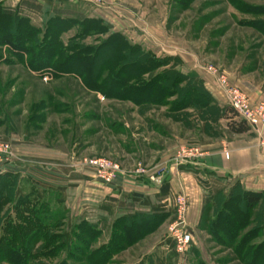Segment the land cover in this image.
<instances>
[{"label":"rangeland","instance_id":"obj_1","mask_svg":"<svg viewBox=\"0 0 264 264\" xmlns=\"http://www.w3.org/2000/svg\"><path fill=\"white\" fill-rule=\"evenodd\" d=\"M43 1L38 15L27 16L43 30L56 14L63 18L99 19L112 27H102L106 28L104 31L90 29L83 34L84 23L64 26L59 35L64 45L71 42L95 49L113 34H120L125 42L138 46L128 49L132 54L144 52L150 56L145 59L141 55L140 60L155 67L156 75L152 79L156 83L155 92L151 100L141 105L108 98L87 88L81 75L64 74L56 78L46 71H34L29 55L19 57L21 51L10 44L0 46V141L12 144L22 166L26 165V157L33 156L32 151L45 152L43 166L58 181H51L50 190L41 198L28 199L22 189H16L11 177L0 182V264L249 263L251 258L245 260L238 254L237 244L241 239L233 242L231 234L223 236L228 223L213 225L224 207L222 195L215 197L214 206L208 211L209 229L203 228L202 223L190 225L188 212V230L194 242L184 256L173 251L170 234L174 213L149 234L141 237L135 234V240L116 244L118 235L124 236V232L112 224L102 228L95 210L109 191L85 160L109 159L119 164L122 175L129 179L147 178L155 184L167 181L173 185L174 194L187 196L189 207L204 198L208 193L201 192L186 173L191 168L198 172V181L207 180L208 175L196 165L212 150L206 144L231 141L237 136L229 133V119L222 117V108L226 107L229 117L238 122L243 120L231 105V90L243 92L254 108L264 103V0H99L97 4ZM13 3L14 0H0V9L18 12ZM13 18L10 25L20 23L24 27L18 17ZM3 25L0 34L8 31ZM30 44L38 46L34 42ZM105 52L101 51L91 64L76 60L68 67L79 70L92 82ZM133 60L124 75L136 70L139 62ZM222 74L225 84L221 82ZM107 75L110 70L102 78ZM197 87L211 96L209 107L202 112L192 107L198 95L207 100L205 95L189 91ZM158 90L163 93L159 94ZM261 130L264 125L250 127L245 135L249 137ZM200 147L199 152L194 150L197 157L176 159ZM143 168L144 174L135 173ZM72 175L83 181L67 186L62 178ZM122 175L118 179L123 180ZM115 187L120 189V183ZM236 189L237 195L230 203L234 212L223 213L233 221H240L241 213L236 207L243 200L240 189ZM262 212L264 198L252 211L251 224L243 232L256 229L248 241L250 247L264 244V225L256 228ZM87 224L96 228L98 236L88 237L83 233ZM214 230L219 235H214ZM110 241L115 247L108 248Z\"/></svg>","mask_w":264,"mask_h":264},{"label":"trees","instance_id":"obj_2","mask_svg":"<svg viewBox=\"0 0 264 264\" xmlns=\"http://www.w3.org/2000/svg\"><path fill=\"white\" fill-rule=\"evenodd\" d=\"M47 2L50 3V0H48ZM0 10V16H3V19L0 20V26L4 24L3 26L8 27V31H4L5 33L0 34V46L3 44H10V46L21 51L20 53H18L19 57L24 54L29 55L31 67L34 71H46L54 75L56 78L64 74L76 75L78 77L81 75L87 88L97 92H101L108 98L131 100L137 105H141V103L151 100V97L154 94L153 92H155L154 88L156 83L153 82L152 79L153 76L156 75V70L155 67L152 68L153 66L151 63L147 65L143 60H140L141 55L143 57L145 56V59L150 56L146 55V53L144 52L142 54H137V52H135L136 55L132 54V50L129 49H138V46H134L125 42L123 40L124 38L121 37L120 34H113L112 36H110V39L106 40L95 49L93 47L79 44L74 45L71 44V42L67 45H64L59 40V35H61L62 31L64 30L63 27L69 26L75 22H79L81 24L84 23L82 32L83 34H86L90 29L104 31L106 30V28H103L106 26L107 29L112 28L107 24L105 25L103 21L99 19L87 20V18H63L61 14H56L55 16L50 18L48 22H46L45 29L43 30L42 27L35 24L30 18H28L29 16L33 17V15H38L41 10L39 4H36L34 2L24 3L21 5V9L18 12H14V10L8 9ZM21 13L26 15V17L21 16ZM15 16L24 23V27L20 23L16 24V26L10 25V22L14 19L13 17ZM41 33H43L42 36ZM30 42H34L38 46L33 47L31 46ZM38 47H41L42 50H39ZM43 49L45 53H43ZM101 51L106 52L105 54H103L104 56L100 60V65L98 66L97 72L92 78V82H90L89 79H85V77L82 75V72H80L79 70L73 71L70 69V67H68L69 64L71 65L72 62L76 60H80L82 63L91 64L92 62L97 60L98 55ZM137 57H139V60L137 59ZM133 58L138 60L139 62V64L136 66V70L132 73L124 75V71H126L131 63L133 64V62L135 61L133 60ZM106 70H110V75L102 78V75ZM145 74H148V76L146 78H143ZM170 75H172V73H170ZM164 85L166 87L173 86V84ZM148 90H150V92L145 93ZM192 90L207 97V100H204L198 95L197 101L196 98H194L193 100L194 103L192 107L198 110V112L204 111L205 108L209 107L208 99L211 100L210 94L206 90L200 89L198 87L196 89L192 88L189 91ZM158 92L159 94H162L163 90H158ZM222 109V117L225 119H229V122L227 124L229 133L239 135L248 133L250 131V127L244 120L238 122L237 120H234L235 118L228 116L229 108L224 107ZM230 111L234 110L230 109ZM187 171L196 175L198 174V172L192 171L191 168H189ZM7 176L9 177V175ZM7 176L0 177V182L7 178ZM72 177H75V175H72ZM11 179H14L15 186L17 187L16 189L19 190L18 180L12 177ZM199 181L201 184L208 183L207 180H204V182H202L201 180ZM118 182L120 183V179H117L113 184L105 185L115 187L116 183ZM207 185H210V190L207 191L208 194L203 199V207L199 226L202 223L203 228L209 229V225L207 224L209 222L208 211L212 206H214L213 201L215 197H217V195H222L225 198L223 202L224 207L222 213H220L218 218L214 220L213 225H218L221 222L228 223V226L223 228V236L226 237L227 235L229 236V234H231L232 237L230 239L233 242L241 239L237 244V251L239 252L238 254L240 255V257L242 256V259L246 260L247 258H251L249 259L250 261H248L249 263L246 264H259L261 261L264 264V244L256 247L248 246V241H250L253 235L256 233V229L253 228L251 230H248V232L243 233L244 231H246L247 226L251 224L252 211L257 209L259 204L263 200L264 191L254 192L248 191L244 188L241 189L242 185L239 181H236L228 186L226 185L224 180L216 177H213L210 184ZM237 187L240 189L243 202L241 205L236 207L241 213L240 221H233L231 217L226 216L223 212H234V209L230 205V203L234 202V197L235 195H237ZM42 195L43 193H40L39 197H41ZM25 196V199L29 198L28 195ZM141 196V194L139 195L137 193H132V199L135 201L142 199L143 196ZM157 196L160 198V204L157 206H153L155 208L154 214L156 216L151 217L149 215H145L144 217L135 218V215H131L129 216V218L123 217L121 219H118L114 223V225L120 227L122 232H124V236L122 234L118 235L119 238L117 239L118 242H115L116 244L135 240L137 237L135 234H140L138 235L139 237L149 234L150 231L154 230V227H156V225L162 223L166 218H168V216L174 213L172 208H168V200L173 198L174 196V191L169 182H162ZM143 202L147 205H150L148 198H145ZM103 207L104 205H102V208ZM234 216L236 217V215ZM173 219L174 218H172V220ZM257 221L256 228L259 227L260 224L264 225L263 212L261 213V219ZM87 225V230H84L83 233H85L88 237L98 236L97 233L99 234V232L96 230V228H93L92 224ZM95 230L97 231V233L95 232ZM213 232L212 233L214 235L218 234L215 233V230ZM129 234H131V236ZM217 237L218 240L222 241V238L220 236ZM109 243L108 248L115 247L112 241H110ZM106 247L102 249L105 251L107 249ZM191 249L192 246L190 250ZM173 251L175 252L174 248ZM106 253L107 252L103 253V255L106 256ZM88 255H90V252L88 253ZM96 256H99V254H97Z\"/></svg>","mask_w":264,"mask_h":264},{"label":"crops","instance_id":"obj_3","mask_svg":"<svg viewBox=\"0 0 264 264\" xmlns=\"http://www.w3.org/2000/svg\"><path fill=\"white\" fill-rule=\"evenodd\" d=\"M27 2L39 4L40 9L44 3L43 0H14L12 7L17 5L20 10L21 5ZM20 146L22 145H18L19 149ZM206 146L212 150H208L196 165L198 166L197 169L208 175V183L201 184L197 179L198 174L186 173L196 181L201 192L210 190V185L207 184H210L213 177L224 180L228 186L239 181L244 189L248 191H264V130L254 132L249 137L245 134L237 135L231 141L206 144ZM225 150L229 153L228 157L225 156ZM32 152L33 156H28L26 157L27 159L22 158L25 159L26 165L22 166L16 157L10 164H0V177L9 175V177L16 178L18 180V188L22 189L24 195H28L29 198L39 197L40 193H43L42 196H44L50 190L51 181L58 182L56 179H52L53 174L47 172L43 166L42 160L46 159V153L39 149ZM39 153L41 154L39 155ZM27 165L28 168L26 167ZM122 176H124V181L120 179V189L106 185L105 188L109 191V195L104 199V202L97 205L94 204V206H97L95 210L98 211V217L100 218L98 224L104 229L111 224L113 226L118 219L129 218L131 215H135V218L144 217L145 215L156 216L153 206L160 204V198L157 194L163 181L160 180L158 184H155L147 178L136 179V177H132L133 179H129L125 174ZM41 180L45 182H41ZM62 180L66 184L83 181V179L76 177L62 178ZM79 185L77 184L76 188H79ZM170 185L173 187L171 183ZM67 186H72V184ZM132 193L141 194L143 198L135 201L132 199ZM145 198H148L150 205L143 202ZM202 198L189 207L190 225H199L204 199ZM102 205H104L103 208ZM79 217H82V215ZM166 221L167 218L156 225L154 230L165 224Z\"/></svg>","mask_w":264,"mask_h":264},{"label":"built area","instance_id":"obj_4","mask_svg":"<svg viewBox=\"0 0 264 264\" xmlns=\"http://www.w3.org/2000/svg\"><path fill=\"white\" fill-rule=\"evenodd\" d=\"M70 1H83L97 4L99 0H70ZM221 82L226 83L225 75H221ZM230 102L235 111L240 117L247 122L250 127H257L260 124L264 125V103L257 108L252 107L247 96L237 89H232L230 92ZM200 148H193L188 154H182L176 159L183 161L192 159L196 154L194 150L199 152ZM202 150V149H201ZM198 154V153H197ZM201 155V154H200ZM225 156L228 157L229 153L225 151ZM15 158L14 149L10 142L0 141V164H10ZM181 158V159H179ZM86 164L93 168L95 177L104 184H113L121 175L122 168L119 164L112 162L106 158L86 159ZM146 171L143 168L137 169L136 174H144ZM160 182V181H159ZM173 201V204L172 202ZM189 200L184 193L174 194L173 198L168 200V208L174 211V219L171 224V239L175 252L179 256H184L190 250L194 239L189 232V225L187 223V216L189 212Z\"/></svg>","mask_w":264,"mask_h":264}]
</instances>
